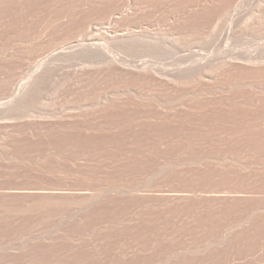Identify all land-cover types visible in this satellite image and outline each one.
I'll use <instances>...</instances> for the list:
<instances>
[{"label": "rangeland", "instance_id": "1", "mask_svg": "<svg viewBox=\"0 0 264 264\" xmlns=\"http://www.w3.org/2000/svg\"><path fill=\"white\" fill-rule=\"evenodd\" d=\"M143 1L0 0V264H264V0Z\"/></svg>", "mask_w": 264, "mask_h": 264}, {"label": "bare ground", "instance_id": "2", "mask_svg": "<svg viewBox=\"0 0 264 264\" xmlns=\"http://www.w3.org/2000/svg\"><path fill=\"white\" fill-rule=\"evenodd\" d=\"M132 1H133V0H132ZM196 1H198V0H195V3H196ZM199 1H200V0H199ZM199 1H198V2H199ZM201 1H202V0H201ZM204 1H206V0H204ZM207 1H208V0H207ZM207 1H206V2H207ZM209 1H210V0H209ZM212 1H214V0H212ZM219 1H221V0H219ZM219 1H218V3H219ZM227 1H228V0H227ZM229 1H230V0H229ZM229 1H228V3H229ZM231 1H232V0H231ZM231 1H230V2H231ZM233 1L235 2V0H233ZM237 1H239V0H237ZM237 1H236V2H237ZM248 1H249V0H248ZM261 1H262V0H261ZM141 2H142V0H141ZM206 2H202V3L205 4ZM216 2H217V0H216ZM216 2H214V4H213V5H216V7H215V6L213 7L214 10L212 9V7H211L210 10H209L208 6H211L210 4H212V3H210V2L208 3V2H207V3H208V4H206V5H207V7H206L207 9L204 8V10H207L206 13H208V10H209V12L212 11V10H213V12H214L217 8H220V7L224 4V2H226V1H223V3L220 2L219 4H221V6H219V7H218L219 4H215ZM236 2H235V5H237V3H238V5H240L241 3H243V0H242V2L240 1V2H241L240 4H239V2H237V3H236ZM244 2H245V1H244ZM249 2H252V3H253V0H252V1H249ZM255 2H256V1H254V3H255ZM257 2H258V1H257ZM263 2H264V1H263ZM143 3H145V0L143 1ZM147 3H148V2H147ZM202 3H201V5L204 7L205 5H203ZM228 3H227V7H225L226 5H225V6L223 5L225 10H227V9L230 10V8H231L233 2H232V3H229V4H228ZM247 3H248V2H247ZM254 3H253V5H254ZM128 4H130V3L128 2ZM198 4H200V3H198ZM198 4H197V5H198ZM233 4H234V3H233ZM258 4H262V3L259 1ZM134 5H135V4H134ZM201 5H199V6L201 7ZM213 5H212V6H213ZM235 5H233V8H235ZM247 5H249V4H247ZM247 5H246V8H249V6L247 7ZM255 5H256V4H255ZM255 5H254V7H255ZM199 6H196V7H199ZM223 6H222V9H223ZM241 6H242V5H241ZM241 6H240V7H241ZM250 6H251V5H250ZM259 6H263V8H264V5H263V4H262V5H259ZM236 7H237V6H236ZM244 7H245V5H244ZM256 7H257V6H256ZM201 8H202V7H201ZM250 8H251V7H250ZM257 8H258V7H257ZM211 9H212V10H211ZM235 9H236V8H235ZM240 9H241V8H239V10H240ZM231 10L233 11V9H231ZM241 10H242V9H241ZM241 10H240V11H241ZM243 10L245 11L244 8H243ZM246 10H247V9H246ZM216 11H220V10H216ZM216 11H215V12H216ZM222 11H224V10H222ZM232 11H229L230 14H232V13H231ZM234 11H235V10H234ZM204 12H205V11H204ZM224 12H226V11H224ZM224 12H223V13H224ZM236 12H238V7H237V11H236ZM227 13H228V12H227ZM201 14H202V13H201ZM208 14H209V13H208ZM208 14H207V15H208ZM217 14H218V13H217ZM221 14H222V13H221ZM221 14H218V15H221ZM209 15H210V14H209ZM209 15H208V17H209ZM224 15H226V14H223V16H224ZM203 16H204V14H203ZM229 16H230V15H229ZM229 16H228V17H229ZM210 17H212V16H210ZM215 17H216V16H215ZM233 17H234V16H233ZM212 18H213V17H212ZM217 18H218V17H217ZM222 18H223V17H222ZM224 18H225V17H224ZM215 19H216V18H215ZM219 19L222 20L221 17H219ZM219 19H218V20H219ZM234 19H235V18H234ZM234 19H233V20H234ZM219 22H220V21H218L217 23H219ZM222 22H223V21H222ZM215 23H216V22H214V25H215ZM228 25H229V23H228ZM229 27H230V26H229ZM233 27H234V26H233ZM226 29H227V28H226ZM228 29H229V28H228ZM134 31H135V30H134ZM142 31H143V30H142ZM142 31H141V32H142ZM139 32H140V31H139ZM139 32H137V33H139ZM137 33H135V34H137ZM228 33H229V32H228ZM143 34H144V33H141V34H139V35L142 36ZM230 34H231V33H230ZM133 35H134V33H133ZM145 35H146V34H145ZM134 36H135V35H134ZM146 36H148V34H147ZM143 37H145V36H143ZM131 38H132V37H131ZM132 39H133V38H132ZM137 39H138V38H136V40H137ZM140 39H141V38H139V40H140ZM148 39H149V38H148ZM152 39H153V38H152ZM133 40H134V39H133ZM136 40H135V41H136ZM141 40H142V39H141ZM141 40H140V42H142ZM143 40H147V39H143ZM136 42H137V41H136ZM136 42H135V43H136ZM227 63H229V62H227ZM235 64H236V63H235ZM235 64H234V65H235ZM232 65H233V64H232ZM255 65H256V64H255ZM235 66H236V65H235ZM238 66H239V65H238ZM244 67H245V66H243V68H244ZM141 69H142V68H141ZM144 69H145V68H144ZM238 69H239V68H238ZM241 69H242V68H241ZM148 70H150V67H149ZM148 70H147V71H148ZM250 70H251V69H250ZM145 71H146V70H145ZM140 72H141V71H140ZM149 72H151V71H149ZM148 74H149V73H148ZM151 75H153L152 72H151ZM141 76H142V75H141ZM147 76H148V75H147ZM149 78H150V76H149ZM176 197H177V196H176ZM41 202H42V201H41ZM41 202H40V203H41ZM43 203H44V204H43ZM51 205H52V203H51ZM51 205L49 204V202H48V205H47V204L45 205V201H43L41 205L39 204V202H37V203H36L35 205H33L32 207H33V209H35V208L39 209L40 207L43 206L42 208L45 209L46 207L51 206ZM0 206H1V205H0ZM4 206H5V205H4ZM44 206H45V207H44ZM52 206H53V205H52ZM54 206H55V205H54ZM5 207H6V206H5ZM10 207H11V206H10ZM58 207H59V206H58ZM60 207H62V206H60ZM7 208H9V207H7ZM7 208H6V209H7ZM14 209H15V208H14ZM18 209H19V208H17L16 210H18ZM2 210H3V209H2ZM10 210H13V209L10 208ZM10 210H9V211L7 210V212L10 213ZM13 211H14V210H13ZM18 211L20 212V210H18ZM5 212H6V211H4L3 214H4ZM7 212H6V214H7ZM11 212H12V211H11ZM14 212H15V211H14ZM14 212H13V213H14ZM1 213H2V211H1ZM19 214H20V213H19Z\"/></svg>", "mask_w": 264, "mask_h": 264}]
</instances>
